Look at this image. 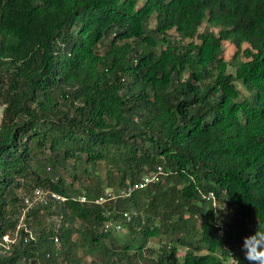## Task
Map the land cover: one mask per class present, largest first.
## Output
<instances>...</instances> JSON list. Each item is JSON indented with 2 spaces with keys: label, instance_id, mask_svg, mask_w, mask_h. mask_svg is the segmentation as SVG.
<instances>
[{
  "label": "trees",
  "instance_id": "16d2710c",
  "mask_svg": "<svg viewBox=\"0 0 264 264\" xmlns=\"http://www.w3.org/2000/svg\"><path fill=\"white\" fill-rule=\"evenodd\" d=\"M0 105V264H84L81 248L101 264H250L264 0H0ZM158 166L157 182L94 202Z\"/></svg>",
  "mask_w": 264,
  "mask_h": 264
},
{
  "label": "built area",
  "instance_id": "2783aa9c",
  "mask_svg": "<svg viewBox=\"0 0 264 264\" xmlns=\"http://www.w3.org/2000/svg\"><path fill=\"white\" fill-rule=\"evenodd\" d=\"M1 107V106H0ZM2 108V107H1ZM1 112V110H0ZM159 174H162V167L158 166L156 168L155 171L148 173L147 175H145L141 181L128 185L124 188H119V189H107L105 193H103L102 195H99L97 197L94 198V202L95 203H103L106 202L108 200H114L117 198H124L129 196L135 189H141L146 187L148 184L153 183V182H157L158 178H159ZM49 192L47 191H43L42 189L38 188L37 190H35L34 192V196L31 198H26L25 201L28 204V206L32 205L34 202L38 203V202H43L44 198L48 197ZM53 198L55 199H61V197L57 194H52L51 195ZM204 197L206 199L209 200H214V193L212 191H210L208 194L204 195ZM79 200L82 202H85L88 200V197L86 194H81L79 196ZM117 228H120L119 225L116 226ZM3 241L6 243V247H9V243L13 242L14 239L9 238V236H3Z\"/></svg>",
  "mask_w": 264,
  "mask_h": 264
},
{
  "label": "rangeland",
  "instance_id": "374dc122",
  "mask_svg": "<svg viewBox=\"0 0 264 264\" xmlns=\"http://www.w3.org/2000/svg\"><path fill=\"white\" fill-rule=\"evenodd\" d=\"M209 26L206 24V23H203L202 26L200 27V30H206ZM211 29V27L209 28V30ZM106 43V42H105ZM243 48H245L247 45L246 44H243L242 45ZM106 49V46L105 44H101L100 46H98V52L100 53H103L104 50ZM227 50V48H226ZM234 51H235V48L233 46H229L228 50H227V58L228 59H231L233 54H234ZM228 70L229 71H233V67L232 66H229L228 67ZM237 86H238V89L240 90V97H239V100H242L244 99L247 95H248V92L247 90H245V88L239 83L237 82ZM2 107V105H0ZM0 107V110H2V108ZM1 112H0V119H1ZM68 164H72V160H70V162H68ZM104 166L105 164L102 162V163H99L98 166H97V169L99 170L100 173H103L105 171L104 169ZM103 178V177H102ZM36 202H34L33 204H35ZM228 205L226 203H224L222 205V211H223V214L225 215H228L229 214V211H228ZM20 219H22V214L20 216ZM80 225V223L78 221H76L75 223V228H77V226ZM74 237H78L79 234H77L76 232L73 234ZM152 243V246H156L157 243L154 244V242H151ZM178 254L181 256L184 254V251L183 250H179L178 251ZM77 257L79 258H82V262L84 264H91L93 261L95 262H98V263H102V260H103V256L100 254V253H94L93 255L92 254H87L85 253V251L81 248V249H77ZM144 263V261H142Z\"/></svg>",
  "mask_w": 264,
  "mask_h": 264
},
{
  "label": "clouds",
  "instance_id": "9594fccd",
  "mask_svg": "<svg viewBox=\"0 0 264 264\" xmlns=\"http://www.w3.org/2000/svg\"><path fill=\"white\" fill-rule=\"evenodd\" d=\"M56 200H64V198L61 197V199ZM211 201L213 205L216 204L215 194L214 200ZM242 248L244 250L245 259H247L250 264H264V231L256 229L252 234L244 237ZM233 264H240V262L238 259L233 258Z\"/></svg>",
  "mask_w": 264,
  "mask_h": 264
}]
</instances>
